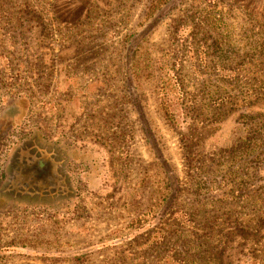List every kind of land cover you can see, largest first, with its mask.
<instances>
[{"label": "rangeland", "instance_id": "1", "mask_svg": "<svg viewBox=\"0 0 264 264\" xmlns=\"http://www.w3.org/2000/svg\"><path fill=\"white\" fill-rule=\"evenodd\" d=\"M0 144V264H264V0H0Z\"/></svg>", "mask_w": 264, "mask_h": 264}, {"label": "flooded vegetation", "instance_id": "2", "mask_svg": "<svg viewBox=\"0 0 264 264\" xmlns=\"http://www.w3.org/2000/svg\"><path fill=\"white\" fill-rule=\"evenodd\" d=\"M28 161V163H27V165L29 166V167H33V169H34V172L36 173V174H38V170H40V169H42L43 167H40L41 166V164H42V166H43V163H39V161H41L40 159H38L37 158V160L36 159H34V158H32V159H30V160H27ZM41 162H43V161H41ZM34 165H35V167H34ZM39 167H40V169H39Z\"/></svg>", "mask_w": 264, "mask_h": 264}, {"label": "trees", "instance_id": "3", "mask_svg": "<svg viewBox=\"0 0 264 264\" xmlns=\"http://www.w3.org/2000/svg\"><path fill=\"white\" fill-rule=\"evenodd\" d=\"M203 18V17H202ZM199 22L200 23H203L204 22V18H203V20H200L199 19ZM159 98V100H160V106L162 107V109H163V113L165 114V116L167 117V118H170L171 117V113H169V111H167V107H166V105H165V103L162 101V97H158ZM1 144H0V151H1ZM3 147V146H2ZM39 163H42L41 161H39ZM4 248H7V246H3V249Z\"/></svg>", "mask_w": 264, "mask_h": 264}]
</instances>
